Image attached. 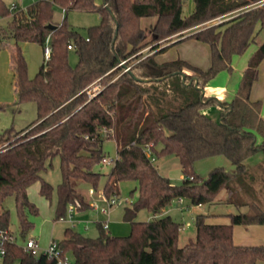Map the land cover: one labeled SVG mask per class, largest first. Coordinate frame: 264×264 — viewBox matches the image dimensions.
<instances>
[{
    "label": "trees",
    "instance_id": "trees-1",
    "mask_svg": "<svg viewBox=\"0 0 264 264\" xmlns=\"http://www.w3.org/2000/svg\"><path fill=\"white\" fill-rule=\"evenodd\" d=\"M193 1L194 9L184 15L186 0H103L101 4L96 0H35L24 9L13 11L5 0H0V22L8 19L5 25L0 24V36L16 41L12 62L17 104L34 101L37 107V117L28 126L18 130L11 125L0 132V230L10 233L11 213L3 208L10 195L15 197L21 234L26 237L34 227L31 215L38 214L39 209L29 198V187L40 181L39 193L51 199L54 188L42 172L56 157L62 181L58 185L55 220L66 218L70 206L78 210L89 208L91 205L76 182L98 187L103 174L95 167L106 157L103 141L114 137L118 156L103 192L109 199L118 198L119 182H137L139 196L124 208L123 214L131 229L127 235H113L99 222V234L92 237L66 227L57 243L76 264H264V244L241 245L233 238L235 225L264 224V211L255 204L254 214H227L228 223L208 222L207 215H198L195 237L184 245H179L182 223L172 215L136 220L140 209L160 214L177 198H187L192 205L207 204L228 189L230 199L234 195L230 183L237 173L219 166L203 178L195 171L196 162L223 155L238 165L264 151L262 101L250 98L264 59V41L249 59L232 100H220L200 89H205L222 70L231 72L234 55L244 53L256 41L264 30V4L184 38L210 45L212 65L207 69L181 58L158 63L156 53H139L149 44L256 0ZM57 6L65 13L74 9L97 11L100 21L88 28L85 37L68 24L66 16L62 22L54 20ZM150 17L156 20L150 29L152 37L146 41L142 19ZM49 24L56 27L50 28ZM48 36L51 59L30 77L20 43L44 45ZM71 49L79 57L75 66L69 62ZM130 57L131 61H138L129 70L121 73V68H115ZM173 75L184 76L191 86L197 82L200 88L177 104L165 98L162 102L166 101L167 106L159 105L154 113L144 104L151 101L149 96L154 89L144 82ZM94 83L102 89L92 96L86 88ZM211 105L220 107V120L203 112ZM135 117L137 130L131 129ZM147 144L155 160L168 154L179 158L184 175L180 184L161 173L145 150ZM0 249L5 252L3 264L57 263L46 254L34 255L16 241H2Z\"/></svg>",
    "mask_w": 264,
    "mask_h": 264
},
{
    "label": "rangeland",
    "instance_id": "rangeland-1",
    "mask_svg": "<svg viewBox=\"0 0 264 264\" xmlns=\"http://www.w3.org/2000/svg\"><path fill=\"white\" fill-rule=\"evenodd\" d=\"M5 1L9 6L15 2L18 5V9H24L35 0ZM96 2L97 4H101L103 0H96ZM193 5L194 1L188 0L184 5V11L188 12V10L194 7ZM65 16L68 24L85 37L88 35V28L98 24L100 21V14L97 11L74 9L65 13L61 7H55L54 20L56 22H62ZM7 20V18L1 19L0 24L5 25ZM155 20V17L142 19V26L146 29V41L150 40L152 37L150 29L155 23ZM216 22L215 24H218V21ZM205 26L206 25H203V27ZM203 27L197 26L191 28L192 30L191 32L189 30L187 36ZM168 38L169 37L163 40L168 41ZM263 41L264 30L260 32L256 41L251 43L244 53L234 55L232 59L233 70L231 72L222 70L211 80H214L212 83H227L229 79V85H234L237 89L242 78V67L248 64L249 59L257 50L258 45ZM20 45L28 62L29 76L34 77L40 66L44 63L43 45L37 42H21ZM15 48L16 41L14 39H4L0 36V132L11 125H14L18 130L23 129L37 117V107L34 101H25L17 104L16 73L12 62ZM164 52L160 58L172 60L181 58L206 69L212 65V50L210 45L195 38H187L173 44ZM142 54L144 55L145 53ZM68 57L70 64L75 66L79 58L77 51L75 49L69 50ZM131 62L133 63V61ZM144 84L152 86L154 89V92H151V96H149L151 101L149 102L148 100L144 102L147 107L153 109L152 111L154 113L158 112L157 108L159 105H161V107L167 106L168 103L166 101L162 102L165 98L177 104L184 98L188 100L189 96L191 94L195 95L198 89V87L190 85L191 81L185 82L183 76L181 77L179 75L169 76L163 80L158 78L156 81L144 82ZM229 89H231V87H229ZM217 90L218 89L214 87L211 95L217 96ZM251 91L252 100L262 101V113L264 115V59L259 67L258 79L253 84ZM135 99L137 101L138 97ZM203 112L213 119L220 120V107L218 105L207 106L203 109ZM137 128V118L135 117L131 124V129L137 130ZM103 149L106 156L110 159L117 158L118 144L114 137L104 138ZM260 156L263 157V161L259 158ZM154 163L161 173L168 176L173 183L180 184L182 182L184 175L181 171L179 158L176 155H163L157 158ZM235 165L236 164L227 157L219 155L212 159L205 158L198 160L195 164V171L201 177L205 178L212 168L223 166L227 170L237 171ZM244 165L248 168L238 172L231 180L230 184L234 195L230 199H228L230 196L228 189H223L219 193L216 202L204 204L202 207L192 205L187 198H183V201L180 203L177 198L168 204L160 214H156L157 216L170 214L180 223L185 224L184 228L180 229L179 245H184L190 238L195 237V219L200 214H204L205 212H208V214H219L214 216L204 214L210 219L226 218L228 217L226 216L227 213L254 214V204L264 211V151L261 150L250 159H247ZM251 166H254V168L250 169L249 167ZM112 167L113 164H106L103 162L95 167L96 171L103 174L97 188L92 187L89 183L84 181L76 182V187L89 201L91 205L89 208L86 210H78L70 206L68 207L66 218L55 220L58 204V185L62 181V173L59 158H54L52 165L42 172V176L53 185L54 189L51 199L39 193L41 186L40 181H36L29 187V198L36 203L39 213L31 215L34 227L29 231L26 237H24L20 231L14 195H10L4 200L3 208L9 209L11 213V238L24 246L28 239L35 237L38 244L37 249L40 251L45 249L53 240L59 242L64 236L65 228L69 226L86 235L95 237L99 234L98 223L106 220L111 226L109 229L111 234L112 232H118L120 235L129 234L131 226L129 222L123 219L122 213L126 206H131L138 198V184L134 180L119 182V203L114 204L111 207L110 213L107 214L104 209L108 207V198L104 195L103 186L108 179V174ZM70 208H73V216H70ZM153 217L154 213L152 211L147 208H142L139 210L136 220L149 221L152 220ZM112 226H115L116 229H112ZM241 226L245 231L250 233L251 228H247L250 224ZM68 255L73 259L70 253ZM0 264H3V257L1 255ZM13 264H18V261H15ZM257 264L263 263L259 261Z\"/></svg>",
    "mask_w": 264,
    "mask_h": 264
},
{
    "label": "built area",
    "instance_id": "built-area-1",
    "mask_svg": "<svg viewBox=\"0 0 264 264\" xmlns=\"http://www.w3.org/2000/svg\"><path fill=\"white\" fill-rule=\"evenodd\" d=\"M261 4H264V0H256V1L250 3V4L246 5V6H243L241 8H238V9H236L234 11L229 12V13L220 15V16H218L216 18H213V19H211V20H209V21H207L205 23L199 24L197 26H202L203 27V25H206L205 27H207V26H210V25H213V24L217 23L216 21H218V23L223 22L225 20H228V19L236 16L237 14H239L240 12H242L243 10H247V9H249L251 7H255V6H258V5H261ZM10 9L12 11L18 9L17 3L13 2L10 5ZM197 26H194V27H197ZM189 30L191 32L192 29L189 28L187 30H183L182 33L181 32L176 33V34H174V36L172 35V37L189 33ZM69 48H72V45H69ZM51 56H52V46H51V43H50V37L48 36L46 38V40H45L44 45H43L44 63H47L48 61H50ZM131 58L132 57H130V58L126 59V60H123L115 68H121L122 69V72L121 73L129 70L131 68V66L135 62L138 61L137 60V61H135V62L132 63L131 62ZM114 69H112V70H114ZM112 70H110L109 72H111ZM86 89H87V91H88L89 94H91L92 96H94V95H96L102 89V87H101L100 84L94 83L93 85H90ZM145 150L148 153V155H150L152 157V160H155L154 156H152L151 146L147 144V146L145 147ZM115 160L116 159H110L109 157L106 156V157L103 158L102 162L103 163H106V164H114L115 163ZM117 203H119V199L118 198H110V199L108 198V207H106L104 209V211L107 214H109L110 213V210H111V207L114 204H117ZM103 226H104L105 229H108V227H109L108 221L104 222L103 223ZM183 228H184V226H181V229H183ZM5 240L14 241L11 238V235H10V233H8V231H6V230H0V242L5 241ZM24 247H25V249L31 250V252L34 255H37L38 256L40 254H46L49 257H52V258L56 259V261H57L56 264H76L74 262V260L69 257L68 253H64L62 251V249L59 247L58 243L56 241H54V240L51 241L49 243V245L45 249H42L40 251H39V249H37V247H38L37 240L34 239V238L28 239L25 242ZM4 254H5L4 250L3 249H0V255L3 256Z\"/></svg>",
    "mask_w": 264,
    "mask_h": 264
},
{
    "label": "crops",
    "instance_id": "crops-1",
    "mask_svg": "<svg viewBox=\"0 0 264 264\" xmlns=\"http://www.w3.org/2000/svg\"><path fill=\"white\" fill-rule=\"evenodd\" d=\"M187 2H188V0H186L185 4ZM193 6L195 7V4ZM194 7L191 10H188V12L184 11V15H187L188 13H190L194 9ZM181 33H182V31H181ZM187 34L188 33L182 34L179 37L178 36H175V37L170 36L168 38V41L167 40H165V41L164 40L163 41L161 40V41L154 42L152 44H149L145 48H143L139 53H145L143 56H147V55H149L151 53H156L155 54V59H156V61L158 63H162V62H165V61L172 60V59H163V58H160V57L163 55V52L166 51V49H168L170 46H172L173 44H176L178 42H181V41L185 40L184 38L187 36ZM180 39H183V40H180ZM154 46H156V47L154 49H152V47H154ZM166 46H168V47L164 51L158 52L161 48H164ZM232 67H233V65H232ZM246 67H247V65L242 67L241 76L243 75V72H244V70H245ZM204 69H206V68H204ZM212 82H214V80L208 82L207 85H206V87H205V94L206 95H211V93H213L212 89L214 87H216L218 89L216 91L217 92V94H216L217 96L216 97H218L220 100H223V101H230V100H232V98L234 97L237 89H236V86H234V85L233 86H230L229 85V79L227 80V83H223L222 82L220 84H213ZM229 87H231V89H229ZM211 96H213V95H211ZM250 98H251V94H250ZM262 115H263V113H262ZM263 117H264V115H263ZM253 156H251V157H253ZM214 157H209V158H206V159H210V158L212 159ZM251 157H249L247 159H250ZM259 158L263 161V157L262 156H260ZM247 159L244 160L241 164H238V165L236 164L235 165L236 166L235 168L237 169V171H233V172L238 173V172H240L242 170H246L248 167L247 166L245 167L244 162H246ZM249 168L250 169H253L254 166H251ZM229 192L231 194V191H229ZM182 201H183L182 199H179V202L180 203ZM216 201H217V199H215L212 203H214ZM203 205L204 204L196 205V207H202ZM70 211H71V215L70 216H73V213H72L73 208H71ZM123 214H124V210H123V213H122V217H123ZM204 214L213 215V216L214 215H219V214H208V212H205ZM227 214H226V216H228ZM155 217H158V216L156 214H154V217L153 218H155ZM206 220L208 222H214V223H228V222H230V217L228 216V217L223 218V219H210V218L207 217ZM106 221H104V222H106ZM104 222H101V223L103 224ZM108 225H109V227L106 230L109 232V229L111 228V226H110L109 223H108ZM182 226H185V224L183 223ZM114 228H115V226H112V229H114ZM247 228H251L250 233H248L247 231H245L241 225H235L234 226L233 238H234L235 243L241 244V245H260V244H264V230H263L264 224H252V225L250 224V226L247 227ZM109 233L111 234V232H109ZM112 234H114V235H120L118 232H115V233L112 232ZM33 238H35V237H33Z\"/></svg>",
    "mask_w": 264,
    "mask_h": 264
},
{
    "label": "water",
    "instance_id": "water-1",
    "mask_svg": "<svg viewBox=\"0 0 264 264\" xmlns=\"http://www.w3.org/2000/svg\"><path fill=\"white\" fill-rule=\"evenodd\" d=\"M48 26H49L50 28H54V27H56V25H54V24H49ZM155 72H158V71L155 70ZM183 78H184V76H183ZM149 80H151V78H149V79H141V81H149ZM195 86L198 87L197 82L195 83ZM198 88H200V87H198ZM200 89H201V91H202L203 93H205V89H204V88H200Z\"/></svg>",
    "mask_w": 264,
    "mask_h": 264
}]
</instances>
